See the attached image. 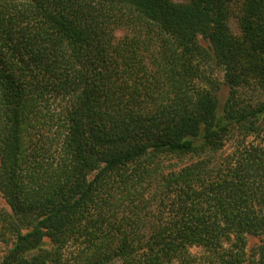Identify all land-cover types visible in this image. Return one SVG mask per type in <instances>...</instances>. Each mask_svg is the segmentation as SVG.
Instances as JSON below:
<instances>
[{"label": "trees", "instance_id": "obj_1", "mask_svg": "<svg viewBox=\"0 0 264 264\" xmlns=\"http://www.w3.org/2000/svg\"><path fill=\"white\" fill-rule=\"evenodd\" d=\"M236 2L0 0V264H264V142L217 166L264 129Z\"/></svg>", "mask_w": 264, "mask_h": 264}, {"label": "rangeland", "instance_id": "obj_2", "mask_svg": "<svg viewBox=\"0 0 264 264\" xmlns=\"http://www.w3.org/2000/svg\"><path fill=\"white\" fill-rule=\"evenodd\" d=\"M239 1V0H235ZM236 2V3H237ZM237 4L235 5V13H237L236 9ZM230 27L231 31L235 36H240V29L238 27V23L236 18H232L230 21ZM243 100L247 103H251L253 105H256L260 102H264V88H245L241 90ZM222 106L225 105L229 93L228 89L224 87L220 94ZM264 127V126H262ZM264 142V129L259 134H253L252 136H247L245 133L241 131H237L233 136L231 135L229 139L226 141L225 147L222 151V153L218 156V162H220L217 166L223 167L224 164L230 161L233 156L236 155L237 152L243 151L245 147L251 146V145H257ZM183 165V164H182ZM4 206V203L0 199V208ZM257 240L250 238L248 241V247L252 248L254 244H256Z\"/></svg>", "mask_w": 264, "mask_h": 264}]
</instances>
